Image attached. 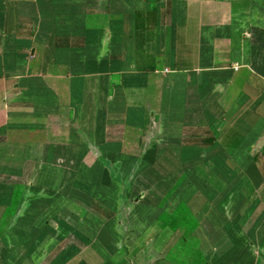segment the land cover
I'll list each match as a JSON object with an SVG mask.
<instances>
[{
  "label": "crops",
  "instance_id": "0c3cea01",
  "mask_svg": "<svg viewBox=\"0 0 264 264\" xmlns=\"http://www.w3.org/2000/svg\"><path fill=\"white\" fill-rule=\"evenodd\" d=\"M128 233L264 264V0H0V264H124Z\"/></svg>",
  "mask_w": 264,
  "mask_h": 264
},
{
  "label": "rangeland",
  "instance_id": "374dc122",
  "mask_svg": "<svg viewBox=\"0 0 264 264\" xmlns=\"http://www.w3.org/2000/svg\"><path fill=\"white\" fill-rule=\"evenodd\" d=\"M131 195H132V197L127 198L126 200L127 201H131V202H134L135 201L134 200L135 194H131ZM125 220L126 219L123 218V221L124 222H125ZM128 220H129V223H130V221H133V224L132 225L130 223V226H132V232H133L134 229H135V218H133V220H132V218H129ZM185 223H186V219L182 220V225H185ZM118 228H119V226H118ZM132 236H133L132 233H128L126 235L124 234V239H125V242L127 243V246H126V249L127 250H125L121 254H119L121 257L125 258V259H123V261L125 262L124 264H135V252H133L131 250L132 247L135 246V244H134L135 242L132 241ZM123 261H122V263H123Z\"/></svg>",
  "mask_w": 264,
  "mask_h": 264
}]
</instances>
